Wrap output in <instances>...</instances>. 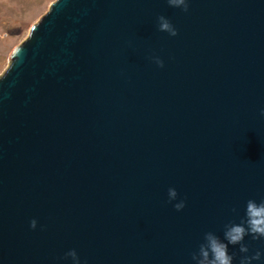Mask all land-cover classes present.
Returning a JSON list of instances; mask_svg holds the SVG:
<instances>
[{"label": "water", "instance_id": "water-1", "mask_svg": "<svg viewBox=\"0 0 264 264\" xmlns=\"http://www.w3.org/2000/svg\"><path fill=\"white\" fill-rule=\"evenodd\" d=\"M261 108L264 0H54L0 75V264H194L264 199Z\"/></svg>", "mask_w": 264, "mask_h": 264}, {"label": "clouds", "instance_id": "clouds-1", "mask_svg": "<svg viewBox=\"0 0 264 264\" xmlns=\"http://www.w3.org/2000/svg\"><path fill=\"white\" fill-rule=\"evenodd\" d=\"M167 3L170 7L179 8L183 12L189 11L190 0H167ZM157 26L159 31L167 32L170 36L178 35V29L164 15L157 17ZM151 59L158 67H164V61L159 56H152ZM260 116L264 117V108L260 109ZM178 195L175 187L168 188L167 202L177 201L173 207L175 210L181 211L186 206V200H177ZM232 211L235 212L236 209L233 208ZM30 227L33 229L37 227L36 219L30 221ZM249 235L253 240L264 239V199L259 203L254 199L247 200L245 214L241 218V222L230 221L225 225L224 240H221L212 231L205 232L203 242L199 244L197 251L192 252L191 259L194 264H233L234 254L229 253L228 245H239V251L247 254L249 246L244 243V238ZM262 256H264V252L258 249L251 255L241 256L239 264H252L253 261L261 260ZM65 257H71L72 264H81L75 249L65 253Z\"/></svg>", "mask_w": 264, "mask_h": 264}, {"label": "rangeland", "instance_id": "rangeland-1", "mask_svg": "<svg viewBox=\"0 0 264 264\" xmlns=\"http://www.w3.org/2000/svg\"><path fill=\"white\" fill-rule=\"evenodd\" d=\"M54 0H0V75L13 49L27 38L31 26Z\"/></svg>", "mask_w": 264, "mask_h": 264}]
</instances>
